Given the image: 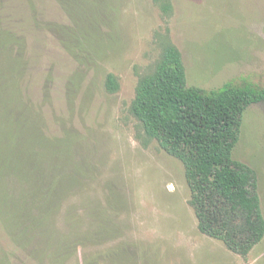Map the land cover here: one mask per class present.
Returning <instances> with one entry per match:
<instances>
[{"label": "rangeland", "instance_id": "rangeland-1", "mask_svg": "<svg viewBox=\"0 0 264 264\" xmlns=\"http://www.w3.org/2000/svg\"><path fill=\"white\" fill-rule=\"evenodd\" d=\"M168 1L165 14L155 0H92L85 62L52 32L40 37L34 71L50 78L34 98L44 131L71 139L59 145L57 171L47 170L64 181L59 191L27 199L33 220L0 217L8 264H264V236L241 256L198 230L181 161L147 139L130 111L166 41L181 52L188 86L264 88V0ZM108 73L116 92L105 88ZM232 155L255 170L264 215V100L245 109Z\"/></svg>", "mask_w": 264, "mask_h": 264}, {"label": "trees", "instance_id": "trees-1", "mask_svg": "<svg viewBox=\"0 0 264 264\" xmlns=\"http://www.w3.org/2000/svg\"><path fill=\"white\" fill-rule=\"evenodd\" d=\"M155 1L165 14L171 11L168 0ZM92 8V0H0V217L6 225L33 220L24 216L27 199L54 194L64 184L48 171H57L59 145L71 138H50L44 131L43 103L34 96L48 91L50 77L38 81L35 46L52 32L71 58L85 62ZM59 11L67 16L62 22L54 21ZM105 88L118 90L113 73L106 75ZM262 100L264 88L250 84L188 86L181 52L166 41L154 69L138 80L130 105L147 139L181 161L198 230L241 256L263 238L264 215L256 172L232 151L245 109ZM8 263L1 249L0 264Z\"/></svg>", "mask_w": 264, "mask_h": 264}]
</instances>
